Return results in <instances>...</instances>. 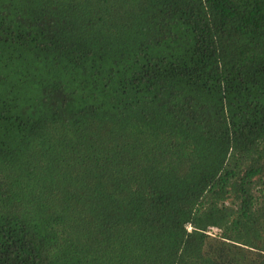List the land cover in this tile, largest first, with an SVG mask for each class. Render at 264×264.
I'll return each mask as SVG.
<instances>
[{
	"label": "trees",
	"instance_id": "trees-1",
	"mask_svg": "<svg viewBox=\"0 0 264 264\" xmlns=\"http://www.w3.org/2000/svg\"><path fill=\"white\" fill-rule=\"evenodd\" d=\"M0 264H264V0H0Z\"/></svg>",
	"mask_w": 264,
	"mask_h": 264
},
{
	"label": "rangeland",
	"instance_id": "rangeland-1",
	"mask_svg": "<svg viewBox=\"0 0 264 264\" xmlns=\"http://www.w3.org/2000/svg\"><path fill=\"white\" fill-rule=\"evenodd\" d=\"M231 160V159H230ZM203 204L204 206H209L212 204H218V202H216L214 199H212L211 197H209L208 195L204 198L203 200Z\"/></svg>",
	"mask_w": 264,
	"mask_h": 264
}]
</instances>
